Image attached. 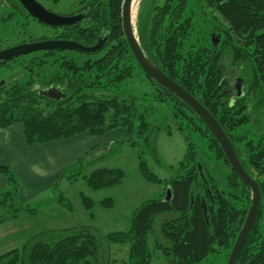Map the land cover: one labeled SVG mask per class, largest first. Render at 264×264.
Returning a JSON list of instances; mask_svg holds the SVG:
<instances>
[{"label": "trees", "instance_id": "obj_1", "mask_svg": "<svg viewBox=\"0 0 264 264\" xmlns=\"http://www.w3.org/2000/svg\"><path fill=\"white\" fill-rule=\"evenodd\" d=\"M123 2L81 0L79 6H87L82 20L63 29L61 39L85 46L108 36L101 57L88 56L79 64L70 56L76 52L41 51L34 53L40 57L24 64L31 69L24 81L13 80L17 75L1 81L6 83L0 85V130L22 124L30 146L124 130L123 142L143 139L156 158L155 112L164 109L182 132L186 154L173 167L176 175L165 181L162 197L139 207L129 230L106 237L86 227L51 231L44 240L28 241L1 255L0 264H108L111 246L129 247L123 264H152L156 251L172 264H204L210 255L222 253L224 264L228 262L251 207V191L232 171L199 117L141 69L123 33ZM136 29L146 56L216 118L246 172L257 181L260 211L237 264H264V127L255 129L252 124L253 120L260 124L253 114L264 104V0H142ZM46 57L53 59L48 62ZM238 81L246 87L241 97L234 96ZM132 82L145 90H130ZM57 83L65 89L61 101L41 98L33 88ZM42 102L48 110L40 106ZM214 164L228 170L221 184L209 171ZM139 165L147 180L162 183L143 161ZM78 175L82 173L67 178ZM0 176L9 186L0 192L1 226L35 210L21 202V184L10 168L0 166ZM84 177L99 190L120 184L124 173L101 168ZM168 187L172 200L165 202ZM85 203L91 207L89 200Z\"/></svg>", "mask_w": 264, "mask_h": 264}, {"label": "rangeland", "instance_id": "obj_2", "mask_svg": "<svg viewBox=\"0 0 264 264\" xmlns=\"http://www.w3.org/2000/svg\"><path fill=\"white\" fill-rule=\"evenodd\" d=\"M141 1L138 0L136 3L138 10ZM45 2L44 5L53 12L67 14L77 9L81 0ZM2 12L3 10H1ZM134 24L136 25V18ZM61 35L63 32L52 30L49 26H40L29 16L23 17L16 14L2 19L0 15V48L15 46L25 41L58 38ZM103 53L86 55L76 52V54L71 53L70 56L74 57L80 64L88 56L94 59L101 57ZM38 56L40 57L39 54H34L19 59L15 64L13 63L11 70L0 72V80L13 75H17L13 79L15 81L26 79L31 69L27 71L24 64L28 65V61ZM52 59L45 58L48 62ZM142 87L132 82L129 89L142 93L145 90L144 86ZM240 87L244 93L246 88L244 83ZM97 95L100 96L101 93H97ZM236 95L237 91L234 96ZM40 106L48 110L44 102ZM256 112L253 117L258 118L260 124H256L257 121L255 120L252 124L255 129H263L264 104ZM155 114H157L156 118L158 117L156 125L159 127V134L156 139V158L148 143L143 139L135 140L134 144L123 142L121 139H113L94 148L84 161L73 162L64 167L59 175V177L61 175L63 177H57L52 185L44 184L38 189L29 190L27 183L24 184L22 181L24 180L23 175H20L22 180L17 177L23 186V191L25 190L23 200L26 202L24 204L32 206L35 211L17 219H11L0 226V256L13 249L21 248L28 241L31 244L37 240H44L48 236L47 233L51 231L86 227L93 228L106 237L111 233L129 230L136 210L144 203L162 197L165 192V181L176 175L173 167H176L184 158L187 150L182 132L177 130L174 118L164 109L155 112ZM199 157L201 156L199 155ZM140 160L145 163L147 171L160 178L162 183L149 181L142 175ZM101 168L122 170L124 173L123 181L108 188L92 189L84 176H88L93 170ZM79 171L82 173L81 176L78 175L74 180L67 178V176L78 174ZM209 171L215 178V182L220 184V180H224L228 175L227 168L221 164L210 166ZM86 200L91 202L90 208L87 207ZM128 248L111 246L108 264H123L128 258ZM225 256V253L219 256L210 255L204 264H224ZM152 264H169V262L164 259L160 251H156Z\"/></svg>", "mask_w": 264, "mask_h": 264}, {"label": "water", "instance_id": "obj_3", "mask_svg": "<svg viewBox=\"0 0 264 264\" xmlns=\"http://www.w3.org/2000/svg\"><path fill=\"white\" fill-rule=\"evenodd\" d=\"M23 8L38 22L49 27H67L75 25L83 18L81 14H59L48 11L37 0H17ZM136 0H124L122 5V29L124 36L130 46V49L144 73L154 82L168 90L178 99H180L188 108H190L212 133L218 141L221 149L228 161L232 171L251 191V207L248 211L246 220L241 231L234 243L230 253L227 264H237L241 254L248 242L250 234L255 226L258 218L261 205V190L255 179H253L245 170L241 161L239 160L233 144L223 130L216 118L187 90L181 87L178 83L170 79L158 66H156L144 53L138 36L136 25L133 21V4ZM138 1V0H137ZM108 42V36L100 38L96 44L92 46H85L74 40L66 39H50L45 41L25 43L13 46L8 49L0 51V62H8L23 56L34 54L41 51H73L86 55L96 54L102 52ZM242 82L238 81L235 88L237 91L236 97L243 95L241 91ZM39 97L50 99L54 101H61L66 98L65 93L60 87H49L41 90ZM201 177L205 180L202 168L199 167ZM172 200V189L170 187L166 190L164 201L170 202ZM193 195L191 196V204L193 203ZM204 215L207 224H209L207 206L203 201Z\"/></svg>", "mask_w": 264, "mask_h": 264}, {"label": "crops", "instance_id": "obj_4", "mask_svg": "<svg viewBox=\"0 0 264 264\" xmlns=\"http://www.w3.org/2000/svg\"><path fill=\"white\" fill-rule=\"evenodd\" d=\"M125 136L124 130L110 132L101 137L82 134L68 140H53L29 146L24 127L15 124L0 130V166L10 168L30 189H38L44 184L52 185L64 167L76 162L87 152L109 141L119 140ZM25 181V182H24ZM4 177L0 176V192L8 190ZM25 190L21 185L20 199L23 203Z\"/></svg>", "mask_w": 264, "mask_h": 264}, {"label": "flooded vegetation", "instance_id": "obj_5", "mask_svg": "<svg viewBox=\"0 0 264 264\" xmlns=\"http://www.w3.org/2000/svg\"><path fill=\"white\" fill-rule=\"evenodd\" d=\"M37 1L40 4H42L48 11L53 12L46 5H44V3H46L44 0H37ZM86 7L87 6H85L84 4H82L81 6L77 7V9H75L73 12L68 13V14H74V13H76V14H81L82 16H84V10H86ZM1 10H3V12H4L3 15H2L3 12L1 13ZM16 14H19V15H21L23 17H28L29 16L35 22L39 23L40 26H46V25L38 22L31 15H29L28 12L23 8V6L17 0H0V15L2 16V19H4V18L6 19V17L15 16ZM50 29L56 30V31H60V32H64L63 31L64 27H50ZM61 36H58V38H45V39H40V40H36V41H25V42H22V43H20L18 45L25 44V43H31V42L45 41V40H50V39L51 40L52 39L60 40L61 39ZM15 46H17V45H15ZM11 47H13V46L2 47V48H0V51H2L4 49L11 48ZM45 53H46V51H45ZM14 60H11V61H8V62H0V72H1V70L9 71L12 68V63H13ZM4 79H6V82L8 81L7 78H4ZM3 80H0V85L5 82L4 81L3 83H1V81H3ZM52 86L60 87V88H62L63 92H65L64 91L65 89L62 87V85H60L58 83L57 84H51L49 86H44V87H42L40 85H35L33 88L36 91V93L38 94L41 90L47 89V88L52 87ZM166 261L169 262V264H172V261L171 260H166Z\"/></svg>", "mask_w": 264, "mask_h": 264}, {"label": "bare ground", "instance_id": "obj_6", "mask_svg": "<svg viewBox=\"0 0 264 264\" xmlns=\"http://www.w3.org/2000/svg\"><path fill=\"white\" fill-rule=\"evenodd\" d=\"M136 3H137V0L134 1V4H133V21L135 20V18L137 19V10H138V6H136Z\"/></svg>", "mask_w": 264, "mask_h": 264}]
</instances>
